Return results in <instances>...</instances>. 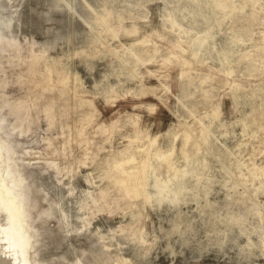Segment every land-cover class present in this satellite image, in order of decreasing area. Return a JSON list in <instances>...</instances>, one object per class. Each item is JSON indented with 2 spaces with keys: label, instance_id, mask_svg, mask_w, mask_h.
Returning <instances> with one entry per match:
<instances>
[{
  "label": "rangeland",
  "instance_id": "obj_1",
  "mask_svg": "<svg viewBox=\"0 0 264 264\" xmlns=\"http://www.w3.org/2000/svg\"><path fill=\"white\" fill-rule=\"evenodd\" d=\"M1 144L30 264H264V0H0Z\"/></svg>",
  "mask_w": 264,
  "mask_h": 264
},
{
  "label": "bare ground",
  "instance_id": "obj_2",
  "mask_svg": "<svg viewBox=\"0 0 264 264\" xmlns=\"http://www.w3.org/2000/svg\"><path fill=\"white\" fill-rule=\"evenodd\" d=\"M6 155L7 150L2 145L0 147V264H30L24 245L28 241L18 235L16 230L19 229L24 233L27 231L24 225V204L19 185L17 186L14 166Z\"/></svg>",
  "mask_w": 264,
  "mask_h": 264
},
{
  "label": "water",
  "instance_id": "obj_3",
  "mask_svg": "<svg viewBox=\"0 0 264 264\" xmlns=\"http://www.w3.org/2000/svg\"><path fill=\"white\" fill-rule=\"evenodd\" d=\"M16 230L18 232V235H20L23 239H27L28 240V238H26V235H25L24 231H21L19 229H16ZM24 245H25V251H27V254H28V243L26 242V244L24 243ZM27 257H29V255H27Z\"/></svg>",
  "mask_w": 264,
  "mask_h": 264
}]
</instances>
